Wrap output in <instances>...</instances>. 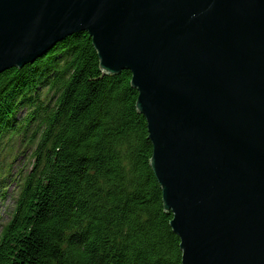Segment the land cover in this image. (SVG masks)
I'll use <instances>...</instances> for the list:
<instances>
[{"label": "water", "instance_id": "95a60500", "mask_svg": "<svg viewBox=\"0 0 264 264\" xmlns=\"http://www.w3.org/2000/svg\"><path fill=\"white\" fill-rule=\"evenodd\" d=\"M82 31L132 73L182 264H264V0H0V74Z\"/></svg>", "mask_w": 264, "mask_h": 264}, {"label": "trees", "instance_id": "16d2710c", "mask_svg": "<svg viewBox=\"0 0 264 264\" xmlns=\"http://www.w3.org/2000/svg\"><path fill=\"white\" fill-rule=\"evenodd\" d=\"M131 79L102 71L85 31L0 74V153L34 146L31 169L9 176L0 264H182Z\"/></svg>", "mask_w": 264, "mask_h": 264}, {"label": "rangeland", "instance_id": "374dc122", "mask_svg": "<svg viewBox=\"0 0 264 264\" xmlns=\"http://www.w3.org/2000/svg\"><path fill=\"white\" fill-rule=\"evenodd\" d=\"M23 114V113H20ZM34 146L27 139L9 142L0 156V231L9 221L18 194V184L9 176L32 167Z\"/></svg>", "mask_w": 264, "mask_h": 264}]
</instances>
